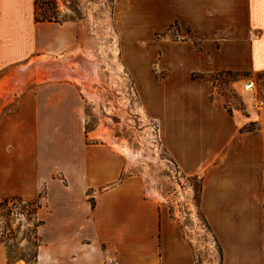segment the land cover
<instances>
[{
  "label": "crops",
  "instance_id": "obj_1",
  "mask_svg": "<svg viewBox=\"0 0 264 264\" xmlns=\"http://www.w3.org/2000/svg\"><path fill=\"white\" fill-rule=\"evenodd\" d=\"M35 2L0 0V203L39 200L37 264H196L182 222L124 155L90 141L75 29L36 21ZM113 25L164 151L200 178L221 264H264V99L246 90L264 74V0H115ZM223 72L252 94L245 110L192 78Z\"/></svg>",
  "mask_w": 264,
  "mask_h": 264
},
{
  "label": "rangeland",
  "instance_id": "obj_2",
  "mask_svg": "<svg viewBox=\"0 0 264 264\" xmlns=\"http://www.w3.org/2000/svg\"><path fill=\"white\" fill-rule=\"evenodd\" d=\"M37 1L40 19L70 23L75 29L76 40L68 58L80 77L72 80L81 90L90 141L107 144L124 155L127 173L142 177L149 196L182 222L194 247L196 264H221L220 251L199 210L200 178L180 173L162 148L158 123L145 114L144 100L113 25L115 0ZM170 37L179 39L175 30ZM46 74L42 72V78ZM237 78L236 73L225 72L203 75V80L216 87L228 110H245L243 98L252 104L253 96L246 91L239 94L233 84ZM254 81L255 95L264 99V74ZM25 203L15 201L0 207V242L7 250L9 264H33L35 206Z\"/></svg>",
  "mask_w": 264,
  "mask_h": 264
},
{
  "label": "trees",
  "instance_id": "obj_3",
  "mask_svg": "<svg viewBox=\"0 0 264 264\" xmlns=\"http://www.w3.org/2000/svg\"><path fill=\"white\" fill-rule=\"evenodd\" d=\"M35 5H36V21L38 22H51L50 21V18H43V19H40L39 16H38V11H37V8H38V1L36 0L35 2ZM192 78L194 80H200V79H203V75L201 74H193ZM15 201H22L20 199H12V200H5L3 202L0 203V207L1 206H4V205H10L11 203H14ZM22 203H24V201H22ZM25 204H29V205H34L35 206V212H34V215L36 217V222L34 224V234H35V239L37 241V243L35 244V248H36V251L34 253V256L33 258H31V262H33V264H37V261H38V252H39V249H40V246H41V241L38 237V229L40 226H42L43 222L41 220L38 219V211L40 210L41 208V205H40V202L39 200H35V201H32V202H28V203H25Z\"/></svg>",
  "mask_w": 264,
  "mask_h": 264
},
{
  "label": "built area",
  "instance_id": "obj_4",
  "mask_svg": "<svg viewBox=\"0 0 264 264\" xmlns=\"http://www.w3.org/2000/svg\"><path fill=\"white\" fill-rule=\"evenodd\" d=\"M246 90L256 93L257 88H256L255 83L253 81L248 82L246 84ZM257 107L259 108V110L264 111V101L258 99L257 100ZM160 141H161V139H160ZM161 145H162V142H161ZM162 148H163V146H162ZM106 264H120V263L118 260H116L114 258H110L107 260Z\"/></svg>",
  "mask_w": 264,
  "mask_h": 264
}]
</instances>
